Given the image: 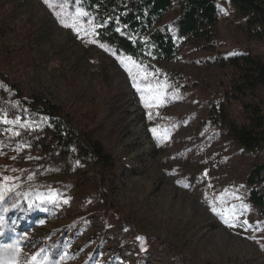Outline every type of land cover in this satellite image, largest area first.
<instances>
[{
	"label": "rangeland",
	"instance_id": "374dc122",
	"mask_svg": "<svg viewBox=\"0 0 264 264\" xmlns=\"http://www.w3.org/2000/svg\"><path fill=\"white\" fill-rule=\"evenodd\" d=\"M227 2L220 1L218 51L242 41ZM49 3L0 0V72L19 95L76 122L54 132L40 114H8L0 103V258L7 248L17 264H130L146 239L135 264H264V220L245 182L256 158L171 78L179 66L152 72L98 42L78 0ZM251 44L264 57V43ZM126 69L151 88V107ZM91 137H101L115 166L96 163L86 146L74 149Z\"/></svg>",
	"mask_w": 264,
	"mask_h": 264
},
{
	"label": "trees",
	"instance_id": "16d2710c",
	"mask_svg": "<svg viewBox=\"0 0 264 264\" xmlns=\"http://www.w3.org/2000/svg\"><path fill=\"white\" fill-rule=\"evenodd\" d=\"M78 1L90 16L98 42L129 55L152 72L161 65L179 66L172 69L171 78L182 89L196 92L205 102L207 121L225 125L243 152L256 158L245 176L247 199L264 220V57L251 44L264 43V0H227L233 9V29L242 41L224 51L216 50L222 0ZM11 79L0 72V103L8 106V114L12 108L40 114L54 132L57 126L72 127L76 122L69 113L60 116L48 102L19 95ZM79 132L89 137L82 128ZM84 146L96 163H118L106 154L101 137H91L89 144L75 143L74 149L80 152ZM105 212L110 222L112 211L107 207ZM149 247L142 239L130 264L138 262Z\"/></svg>",
	"mask_w": 264,
	"mask_h": 264
},
{
	"label": "snow or ice",
	"instance_id": "6c2138e0",
	"mask_svg": "<svg viewBox=\"0 0 264 264\" xmlns=\"http://www.w3.org/2000/svg\"><path fill=\"white\" fill-rule=\"evenodd\" d=\"M45 3L50 8L53 6L51 3H49V0H45ZM54 14L57 16L58 19H60V22L64 26L72 27L73 31L76 32L78 36L80 35L82 29L76 22L69 24L64 19H61V13L60 12H55ZM80 15H83V13H77L75 19L78 20ZM83 31L85 32V35H87L90 30L84 29ZM91 31H94V30H91ZM126 70H128L129 76L133 80V86L136 87L137 91L141 92V100H142V102H144L145 108L151 107L152 102H154V97H152L150 95L146 97V95H145L146 92H151V88L149 87L147 89H142L140 87L139 83L137 82V77L133 75L132 71L130 69H126ZM149 118H151V116ZM151 131L153 132L154 135L157 133V129H155V128L151 129ZM184 186L187 187V184H185ZM2 199H3V195L0 194V200H2ZM213 211H216V209L213 208ZM3 252L8 253V258L7 259L0 258V264H17L14 250H10V249L5 248V249H3ZM33 259H35V257H33Z\"/></svg>",
	"mask_w": 264,
	"mask_h": 264
},
{
	"label": "built area",
	"instance_id": "2783aa9c",
	"mask_svg": "<svg viewBox=\"0 0 264 264\" xmlns=\"http://www.w3.org/2000/svg\"><path fill=\"white\" fill-rule=\"evenodd\" d=\"M261 175L264 176V170L261 172Z\"/></svg>",
	"mask_w": 264,
	"mask_h": 264
}]
</instances>
